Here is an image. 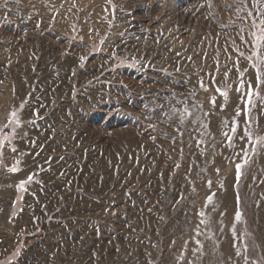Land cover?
Masks as SVG:
<instances>
[{
  "label": "rangeland",
  "instance_id": "rangeland-1",
  "mask_svg": "<svg viewBox=\"0 0 264 264\" xmlns=\"http://www.w3.org/2000/svg\"><path fill=\"white\" fill-rule=\"evenodd\" d=\"M261 20L264 0H0V264H264Z\"/></svg>",
  "mask_w": 264,
  "mask_h": 264
},
{
  "label": "snow or ice",
  "instance_id": "snow-or-ice-1",
  "mask_svg": "<svg viewBox=\"0 0 264 264\" xmlns=\"http://www.w3.org/2000/svg\"><path fill=\"white\" fill-rule=\"evenodd\" d=\"M255 26H257V27H259L260 28V31H259V33L257 34V33H253V36H254V55H255V57H256V62L255 63H253L251 66L253 67V68H255L256 69V72H257V81L258 82H261V72H260V65L261 64H264V56H261L260 55V49H261V47H264V20H261L260 21V25H255ZM247 59L249 60V61H251L252 59H253V56H248L247 57ZM241 75V77L243 76V73H241L240 74ZM244 88V81L243 80H241V82L239 83V85H238V90L239 89H243ZM219 90V89H218ZM222 95H225V97H226V93H222ZM246 95H247V97H248V103H250V104H252L253 102H252V96L254 95V93H253V91H252V86H251V84L249 83V85H248V91H247V93H246ZM255 95H257L258 96V93H255ZM253 106H254V104H253ZM239 111V110H238ZM11 116L12 117H15L16 116V113L15 112H13V113H11ZM18 122V121H17ZM235 131V129H233V132ZM225 135H227V134H225ZM245 135H247L248 137H249V139L251 140L252 139V137H251V135H250V133L247 131V129L245 130ZM260 140H264V138H259L256 142L257 143H259L260 142ZM240 165H237V170L239 171V169H240ZM11 171H13V172H15L16 171V169L15 168H13V169H11ZM31 179H32V177L31 176H29L28 177V180L29 181H31ZM24 183L25 182H21V184H20V188L21 189H23L24 188ZM210 183V182H209ZM201 215H203V213H201ZM240 214L239 213H237V215H236V217H235V219L237 220V221H239L240 220Z\"/></svg>",
  "mask_w": 264,
  "mask_h": 264
}]
</instances>
